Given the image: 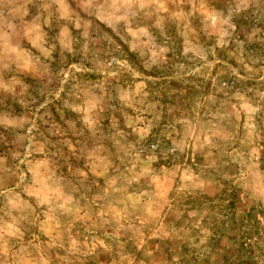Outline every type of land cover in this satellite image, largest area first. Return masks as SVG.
I'll return each mask as SVG.
<instances>
[{
  "label": "rangeland",
  "instance_id": "1",
  "mask_svg": "<svg viewBox=\"0 0 264 264\" xmlns=\"http://www.w3.org/2000/svg\"><path fill=\"white\" fill-rule=\"evenodd\" d=\"M0 264H264V0H0Z\"/></svg>",
  "mask_w": 264,
  "mask_h": 264
},
{
  "label": "trees",
  "instance_id": "2",
  "mask_svg": "<svg viewBox=\"0 0 264 264\" xmlns=\"http://www.w3.org/2000/svg\"><path fill=\"white\" fill-rule=\"evenodd\" d=\"M233 79L236 80L235 78H233ZM236 81L239 82V80H236ZM163 83H165V81H162L160 84H163ZM160 84H158V85H160ZM251 84H253V83H251Z\"/></svg>",
  "mask_w": 264,
  "mask_h": 264
}]
</instances>
